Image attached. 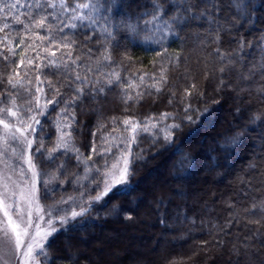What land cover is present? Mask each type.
<instances>
[{
    "label": "trees",
    "instance_id": "obj_1",
    "mask_svg": "<svg viewBox=\"0 0 264 264\" xmlns=\"http://www.w3.org/2000/svg\"><path fill=\"white\" fill-rule=\"evenodd\" d=\"M124 3L126 11H136L128 5L146 0ZM255 6L257 23L243 29L245 43L264 33V8L259 0ZM28 38L34 39V34L29 32ZM76 39L80 43L81 38ZM120 39L121 46L111 53L112 65L103 69L119 74V87L113 85L95 99L86 96L66 131L81 158L89 165L97 162L96 167L101 164L91 148L99 151L102 137L109 138L103 144L107 147L112 137L134 135L124 120L139 122V128L148 122V132L138 129L132 144L128 191L108 194L75 226L60 230L46 246V264H264V80L241 79L227 69L220 72L216 45L197 43L187 32L170 37L164 51L148 36ZM35 43V50L20 46L14 49L15 56L7 53V61L0 58V101L14 92L7 83L11 71L18 72L13 79L26 86L36 75L53 84L63 79L44 66V48L56 52L57 58L64 49L49 46L47 39ZM220 48L230 55L236 44L221 35ZM72 54L85 57L82 50ZM24 57L33 63L26 59L18 65ZM240 72L247 76L243 68ZM44 88L50 93L47 85ZM61 119L58 111L42 116L43 131L37 129L34 151L40 138L44 150L54 151ZM171 125L179 128L171 130L170 141L165 140L161 130ZM54 156H59L56 164L44 157L34 159L40 171L60 172L64 188L54 193L55 198L80 193L72 180L82 175L84 165L77 166L72 152L57 151Z\"/></svg>",
    "mask_w": 264,
    "mask_h": 264
},
{
    "label": "snow or ice",
    "instance_id": "obj_2",
    "mask_svg": "<svg viewBox=\"0 0 264 264\" xmlns=\"http://www.w3.org/2000/svg\"><path fill=\"white\" fill-rule=\"evenodd\" d=\"M259 4L264 8V0H259ZM128 7L137 10L126 11L124 0H0V58L7 61V53L15 56L14 49L20 46L35 50L36 40L47 39L49 46L54 45L57 50L64 49L61 57L57 58L56 52L44 48L47 60L44 66L55 69L52 74L63 77L62 80L58 79L59 86L50 80H41L40 75L35 76L34 82L29 79L27 84L31 86H26L24 81L14 80L13 76H18L19 73L11 71L7 83L14 92L9 91L4 101H0V105L9 104V107L0 106V126L4 136V148L0 150V158H3V170H0V212L4 219L0 220V225L10 240L14 237V253L21 264H40L36 257L48 258L45 244L58 230L52 225L53 211L59 217L58 223L62 228L69 224L75 226L77 218L84 216L92 203H98L109 193L123 195L128 191L131 147L136 134L148 132V122H145L143 128H139V122L124 120V125H131L134 135L112 137V142L107 147L103 144L109 138L102 137V148L99 151L93 145L91 151L99 157L101 167H96L97 162L89 165L81 158L79 150L72 146L70 132L66 131L75 120L74 109L86 96L95 99L103 96L106 89L111 90L113 85L119 87V74L115 71L104 72L103 69L112 65L111 53L113 48L121 46L120 37L148 36L164 51V44L170 37H179L181 32H187L197 43L216 45L214 51L221 62L220 72L227 69L237 72L241 79L250 76L264 80V33L247 43L242 35L243 29L254 28L257 23L255 0H146V3L129 4ZM29 32L34 34V39L28 38ZM237 33H241L239 39L235 38ZM221 35L232 37L236 44L230 55H225L220 48ZM77 37L81 38L80 43H77ZM77 50L84 51L85 57L82 58L79 54L73 57V51ZM26 59L29 65L33 63L31 57H24L18 61V65H23ZM36 59H40L39 52L36 53ZM241 68L247 72V76L240 72ZM140 79L143 82V77ZM45 85L50 93L45 92ZM61 88L67 89V92H61ZM21 89L25 103L17 105L16 98L21 96ZM139 95L141 94L137 93ZM42 99L44 104L40 103ZM49 105L53 107L49 109ZM50 111H58L62 118L56 124L61 135L54 151H60L61 155L72 152L77 166L84 165L82 175L74 176L72 184L78 187L82 195L86 187L89 193L95 190L100 195L93 200L84 197L83 202L70 198L71 202L77 204L79 211L72 207L50 208L47 227L42 229L41 223L45 218L38 203L37 185L41 175L49 177L50 174L38 170L34 157H44L56 164L59 156L43 149V138H40L41 142L37 143L33 152L32 138H35L37 128L43 131L37 115L46 116ZM187 112L186 108L185 113ZM164 117L167 118V114ZM187 118L191 120L190 116ZM173 128L178 129L179 125H171L167 131L161 130L165 140L170 141ZM66 136L68 139H65ZM113 148L116 149L115 152L112 151ZM261 151L264 152V146ZM57 167L64 169L63 164ZM252 167L255 168L256 165ZM10 173L28 175L31 180L28 190L20 188ZM47 182L46 179L44 184ZM24 183L27 184V181ZM46 195H50L47 188ZM21 201L26 206L24 209L20 207ZM65 203L69 201H61V204ZM33 205L37 212L35 221Z\"/></svg>",
    "mask_w": 264,
    "mask_h": 264
},
{
    "label": "rangeland",
    "instance_id": "obj_3",
    "mask_svg": "<svg viewBox=\"0 0 264 264\" xmlns=\"http://www.w3.org/2000/svg\"><path fill=\"white\" fill-rule=\"evenodd\" d=\"M41 62V60H39V63ZM44 100L42 99L40 101L41 104H44ZM25 103V98L23 96V92L21 93V96L19 97V103L17 105H22ZM37 119L41 120L42 116L37 115L36 117ZM17 127H19V125H16ZM33 127H35V125L33 124ZM38 129V128H37ZM28 131L30 132L31 129L29 128ZM37 133V130H36ZM36 133H35V138H36ZM32 138V137H30ZM35 138L33 139V145H32V151L34 152V146H35ZM4 136H3V129L2 126H0V150H2L4 148ZM53 155H55L57 153V151H52L51 152ZM35 160V159H34ZM132 164H133V158L129 157V175H128V185L130 183V178H131V169H132ZM38 168V167H37ZM0 170H3V158H0ZM39 170V169H38ZM40 171V170H39ZM41 173L47 172L50 174L49 177H45L43 175H41L39 177V183H38V195H39V200L38 203L42 208V214L44 215V222L41 223V228L45 229L47 227V221L49 219L48 217V210L50 208L52 209H56V208H69L72 207L73 209L79 211V207H77L76 203H73L70 201V198H77L78 202H83V198L87 197L88 200H93L95 196L100 195V192L95 191V190H91V192L89 193L88 188L86 187L83 195L82 193H78V194H69V195H65L59 199L55 198L54 193L58 190H61L64 188V183L61 181L60 179V172H52V171H40ZM12 175V179L17 181L20 185V188L24 189L25 191L28 190V188L31 186V180L29 179L28 175H23L21 176V174L16 173V174H11ZM47 179V184H44V181ZM24 181H27V184L24 183ZM46 188L48 190V192L50 193V195H46ZM110 194V193H109ZM48 197V199H46ZM107 196V195H106ZM103 197V199H101L99 202L103 201L105 199V197ZM18 199V197H17ZM61 201H69V203H65V204H61ZM98 202V203H99ZM96 203H92L90 206V209L95 205ZM20 207L22 209H24L26 206L24 204L23 201L20 202ZM85 207H87V205H85ZM90 209L87 211V213L90 211ZM32 212H33V220H36V216H37V212L35 209V205L32 206ZM86 213V214H87ZM85 214V215H86ZM61 215H63V213H61ZM83 217V216H82ZM81 217H78L77 219H79ZM3 213L0 212V220H3ZM13 219L15 220V214H13ZM58 219L59 217L56 215V212L53 211L52 212V225L54 227H56L58 230L53 233L52 236H50L45 244V248L48 245V243L50 242V240L62 229L66 228H62L59 223H58ZM21 227H23V225H21ZM49 231L51 230L50 228L48 229ZM31 231V230H30ZM21 251H23V249H21ZM48 256V255H47ZM36 259L40 262V264H46V259L44 257H36ZM0 264H21V260L17 257V255L14 253V237L10 240L9 236H6L4 234L3 231V226L0 225Z\"/></svg>",
    "mask_w": 264,
    "mask_h": 264
}]
</instances>
